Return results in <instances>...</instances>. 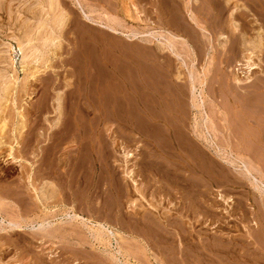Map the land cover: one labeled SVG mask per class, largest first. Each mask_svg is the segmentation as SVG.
<instances>
[{"label": "rangeland", "instance_id": "rangeland-1", "mask_svg": "<svg viewBox=\"0 0 264 264\" xmlns=\"http://www.w3.org/2000/svg\"><path fill=\"white\" fill-rule=\"evenodd\" d=\"M79 2L96 21L124 33L153 32L154 37L127 39L87 23L73 0H60L67 25L37 51L33 37L40 1L0 0V264H210L214 227L237 238L247 227L252 229L238 217L244 192L224 184L227 173L215 151L219 148L222 156H230L231 147L234 155H244L246 148L264 164V146L256 144L254 131H244L246 119L239 111L246 108L234 104L236 99L240 103L235 76L247 72L244 68L237 72L241 39L253 40L256 26L252 22L240 26L244 29L236 39L225 33L234 51L226 59L214 29L209 31L212 35L197 36L182 9L189 23L182 35L189 34L187 45L177 41L174 53L160 54L153 45L165 34L156 6L143 3L132 8L117 0ZM57 96L61 117L55 124ZM227 122L234 128L229 144ZM239 132L245 135L240 143ZM198 135L205 139L202 143L196 141ZM181 137H190L202 156L208 154L204 158H212L206 170L200 164L193 166L205 177L198 173L199 181L177 186L178 191L163 183L160 200L150 196L153 188L145 190L140 200L128 197L124 170L134 169L143 188L147 171L156 166L147 150L159 156V146L167 143L178 153L176 142ZM122 150L130 155L126 164ZM51 183L55 196L43 197ZM94 183L101 188L92 200ZM117 189L121 201L115 196ZM133 197L136 209L146 217L144 223L137 224L129 215L127 199ZM224 199L232 202L231 209ZM150 203L157 204V210ZM146 209L152 210L155 220ZM99 223L106 229L98 230Z\"/></svg>", "mask_w": 264, "mask_h": 264}, {"label": "bare ground", "instance_id": "bare-ground-1", "mask_svg": "<svg viewBox=\"0 0 264 264\" xmlns=\"http://www.w3.org/2000/svg\"><path fill=\"white\" fill-rule=\"evenodd\" d=\"M37 1H40V3H39V14H38V18H37L38 22H37V25L35 26V33H34V37H33L35 42L34 41L33 42L35 44L34 49L37 48L36 50L38 51V48L40 49V47L47 46L48 43L53 42V40H55L56 37L60 36L61 29L65 25H67L66 23L68 21V17H67L66 12L60 6V3H59L60 0H37ZM73 1L75 3L76 7L78 8V10L80 11L83 20H85L87 23L98 25L100 28L107 29V30H109V31H111L117 35H122L123 37H125L127 39L154 37L153 32L142 34V35H140V33L137 34L135 32L124 33L122 31H119V30L111 27L109 24H105V23H101L99 21H96L91 16V12H87L84 10V7L81 5L79 0H73ZM103 2H104V0H103ZM117 2L119 5L121 4L123 6L125 5V6H129L132 8L133 7L135 8L138 5H142L143 3L144 4L147 3V5L149 4L152 7L156 6L158 8L157 15H158V19L160 21V24L164 27L163 33L165 34V36L161 37V38H164L163 41H159L160 39L159 40L157 39L156 43L153 46H154L155 51L157 53H160V54L167 52V50L169 52L171 51L172 53H174L173 46H174L175 42H177V41H183L187 45L186 41L188 40L189 34L187 33L188 34L187 38H184L182 35H184L186 33V30L189 27L188 26L189 23L186 22L187 20L185 19L184 15L182 16V9L187 10L186 15H187L188 19L192 22V24H190V25H191V27L194 26L193 29L196 31L197 36H199V37L200 36L201 37L207 36V35L211 34V33H209L210 29H214L215 40L218 42L217 46L220 49V51H221L220 53L222 54V56L223 57L225 56L226 59H227L226 56L231 52L229 49L230 47H228V43H229V41H231L230 40L231 37L228 38V36H226L225 33H228V31H229L230 35L235 36L234 39H236L237 37H239V34L241 32H243V29H244V27L242 29H239L240 26H243V25L246 26V24L248 25L251 22L253 24H255L256 36L254 37V39L253 40H251V39L249 40L247 38L241 39L242 40V55H241V60H239L238 63H236L237 64L236 66L238 67L237 72L239 71V68H244L247 72L244 73L245 75L243 77L235 76L234 80H235L236 86L234 85V83H233V85L235 87L234 90L236 91V94L239 97L238 101H240V103L236 101L237 99L234 100L235 102L234 101L233 102L235 105H238L237 108H241V109L246 108V111H245L246 114H245V112L239 111V114H241V116H243L242 114H244V117L246 119L245 120L246 125H245L244 131L245 130L247 132H250V130L254 131L256 133V137H257V138L255 137L256 138L255 139L256 144H258L260 146H262V145L264 146V58H263V56H264V0H117ZM117 2H116V4H117ZM111 3H113V2H111ZM203 8H206V11H204V13L206 12L205 14L204 13L202 14V12H201V10ZM248 18H251L252 20H250ZM240 21H241V25L239 23ZM237 33H239L238 36L236 35ZM189 41H191V40H189ZM36 50H34V51H36ZM233 52H231V53H233ZM26 54H28V53H26ZM176 56H179V55L176 54ZM226 59H225V61H226ZM147 74H148V72H147ZM149 76H151V75H149ZM200 84H202V83H200ZM195 99H197V98H195ZM55 102H56V106L54 108L55 113H56L55 124H57L58 121L60 120V117H61L60 116V96L56 97ZM148 108H150V107H148ZM147 110H149V109H147ZM151 110H153V109H151ZM173 110H174V108H173ZM163 115H164V113H163ZM157 117H158V115H157ZM228 121H230V120H228ZM227 124H228V126L226 127V131L228 132L229 135H227V138H226L227 141L226 142L229 144V142L232 143V134H233L232 129H234V128H231L232 127L231 123L227 122ZM242 125H244V123H242ZM174 126H176V125H174ZM146 127L148 128V126H146ZM152 128H154V125H153V127L149 128V129L151 130ZM150 130L149 131L147 130L148 133H150ZM154 130L156 131L157 128ZM160 131H161V127H160ZM175 131H172V132L174 133ZM156 132H155V134H157ZM181 132H184V131H181ZM155 134H153L152 136H154ZM164 134H165V132H164ZM149 136H151V135H149ZM160 136H162V135H160ZM173 136H175V135L173 134ZM244 136H245L244 134L239 132V134H238L239 143H240V140H244ZM154 138H156V136ZM188 138L190 139V137H188ZM234 138H235V136H234ZM149 139H151V138H149ZM157 139H159L158 136H157ZM162 139H164V138H162ZM189 139H187L186 137H181V139H180L181 141H179L177 139L176 143L178 146V151H179L178 153L174 152V150L171 148L172 146L167 144L164 140H162V141H164L166 144L161 143L162 146L161 145L159 146L160 147L159 156H155L154 154H150L151 151L147 150V152H148L147 154H149V157H150V158L148 157L149 160L155 161L156 166H155L154 170L150 169L149 171H147V173H148L147 181L145 182L143 188L139 187L140 184H138V182H137L136 173L134 172L135 170L125 168L126 169V170H124L125 171V177H126L125 180L127 181V185L129 187V196L128 197L135 196V197L139 198V200H140V198L143 197L145 190L153 188L154 190L151 191L152 193L150 192V194H152L150 196H152L156 199L159 198V200H160V198H162V196H161L162 192L160 193V190H161V188H163L164 184H166L168 186V189H170L171 191H174V190L178 191L177 186L186 187L188 181H190V182L193 180L199 181L196 178L198 176V173L202 176L206 175L202 171H198L200 169H198L197 167L196 168L198 170L195 169L193 167L194 164H195V166H197L199 164L202 166H206V167H203L206 170L207 166L211 165L213 162L208 161V159L210 157L206 158L208 156V154L204 155V156H206L205 157L206 159H205L204 156H202L204 153L202 151L200 152V149L198 151L196 146H194L189 141ZM204 140L205 139H203L202 136H199V135L197 136L196 141L198 143H202V141H204ZM248 142H249V140H248ZM195 144H197V143H195ZM158 145H159V143H158ZM250 146H252V145L250 144ZM198 148H200V147H198ZM217 149H218V151H215V153H217V157L220 159V162H221L223 168L226 170V173H227L225 176H224V174L222 175L225 177V179H224V177H223V179L226 180L224 182V184H226L227 187L230 189H236L238 187V189H241L244 192V194L241 192L243 194V197H242L241 201L239 200L240 204L236 203V205L239 204V207L238 206L237 207H238V211L240 214V215H238V214L237 215H238V217L240 216V218L244 222L251 224V228L253 229V232H251L252 229L250 230V228H249L250 226H249V227H247V229H248L247 231H243V234H240V235L237 234L238 235V238H237L236 236H234V237L229 236L228 233H226V232L224 233L223 230L221 232L219 229L214 227L213 229H215V231H214L215 233H213V235H212L213 242L211 243L212 247H211L210 252H209V253H211V256H212L210 264H264V166H263L264 164L260 162L261 159L258 160L257 158H255L252 155V153L250 152V150L249 149L246 150V148H245V152H244L245 154L244 155H238V154L234 155L233 150L230 147L229 153L230 154L232 153L230 156H227L226 154H225V156H222L220 149L219 148H217ZM251 149H252V147H251ZM201 150H203V149L201 148ZM225 150L227 152L228 149H225ZM237 150H238V148H237ZM240 151H242V150H240ZM198 152H200L202 154L200 155ZM122 153H123L122 156L125 159V164H126L127 163L126 159H129L130 155H129V153L125 154L123 150H122ZM238 153H240V152H238ZM198 155L200 156L199 158H197ZM246 157H248V158H246ZM211 159L212 158H210L209 160H211ZM179 161H181L180 163L183 166H180V167L178 166ZM143 162H144V160H143ZM122 167H124V166H122ZM218 167H219V164L217 166V169H219ZM220 170H222V169H220ZM217 171H219V170H217ZM207 173H208V171H207ZM99 183H100V181H99ZM99 187L100 186L98 184L94 183L93 188L90 191V194L88 193L89 195H91L90 197L92 200L96 199V190H98ZM187 190H189V189H187ZM189 191H191V190H189ZM55 193H56V188L51 183V184H49V186L45 190V192L42 194V196L43 197L53 196V195L55 196ZM116 193H117V195H116ZM116 193H115V196L117 198V201H119L120 199L123 198L122 194L118 193V189L116 190ZM219 195H221V194H218V196ZM190 197H189V199H190ZM143 199L145 200V198H143ZM220 199H221V197H220ZM227 199H230V198H227ZM230 200H232V198ZM151 201H148V202H151ZM223 201L226 203V206L231 209L232 206L230 207V203H229L231 201H228L225 199ZM136 202H137V200H134V197H133V199L132 198L127 199V203H129V205H130L129 208L131 209V212L129 215L133 221L137 222V224H138V222L144 223L143 221L145 220L146 217L143 218L142 213H140V211L138 209H136V207H138L136 205ZM158 202H160V201H158ZM224 202H222V203H224ZM153 203H150L149 206L152 209L157 210V204H153ZM159 204L160 203H158V205ZM98 205L99 204L96 203V211L100 210V207ZM216 205H218V203ZM160 206H161V204H160ZM119 209H121V207H119ZM147 209H148V207H147ZM147 211L149 212V214L152 213V210H147ZM213 212H215V211H213ZM121 213H123V212H121ZM233 213H235V212H233ZM164 214H165V212H164ZM217 214H215V215H217ZM152 215H151V217H152ZM227 215H229V214H227ZM230 215H233V214H230ZM157 216H158V212H157ZM160 217H162V216H159V218ZM228 217H230V216H228ZM119 218H120V216H119ZM131 218L129 219V221L131 220ZM164 218H166V216ZM213 219H215V218H213ZM235 219H237V218H235ZM238 220L240 221V219H238ZM242 220H241V222H242ZM166 223H167V221H166ZM162 224H163V222H162ZM241 224H243V223H241ZM13 225L17 226L18 224H13ZM103 225L99 223L98 224V230H99V228L102 230L104 228ZM191 225H192V223H191ZM219 225H221V224H219ZM132 226H134V225H132ZM210 226H215V225H210ZM244 226H245V224H244ZM216 227H219V226H216ZM104 229H106V228H104ZM98 230H96V231H98ZM101 230H100V232H98L99 234L102 232ZM133 230H134V228H133ZM103 231H105V230H103ZM109 231H108V233H109ZM136 235H137V237L141 238L140 236H138L139 235L138 233ZM147 236H149V235H147ZM142 237L146 239V237H144V236H142ZM236 238L238 239V241H240V244L236 243L237 242ZM146 241H147V239H146Z\"/></svg>", "mask_w": 264, "mask_h": 264}]
</instances>
